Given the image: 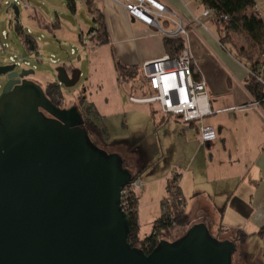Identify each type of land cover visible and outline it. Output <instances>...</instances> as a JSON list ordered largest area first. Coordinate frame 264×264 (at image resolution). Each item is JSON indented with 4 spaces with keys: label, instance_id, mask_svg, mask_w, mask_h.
Here are the masks:
<instances>
[{
    "label": "water",
    "instance_id": "95a60500",
    "mask_svg": "<svg viewBox=\"0 0 264 264\" xmlns=\"http://www.w3.org/2000/svg\"><path fill=\"white\" fill-rule=\"evenodd\" d=\"M10 9L20 23L21 9ZM34 74L0 66V264H232L235 241L203 221L149 254L133 247L121 203L134 172L96 146L80 108L57 106ZM57 74L69 88L82 76L63 66Z\"/></svg>",
    "mask_w": 264,
    "mask_h": 264
},
{
    "label": "crops",
    "instance_id": "0c3cea01",
    "mask_svg": "<svg viewBox=\"0 0 264 264\" xmlns=\"http://www.w3.org/2000/svg\"><path fill=\"white\" fill-rule=\"evenodd\" d=\"M156 1L165 5L186 26L193 57L206 79L208 99L214 112L202 123L210 125L217 137L213 141L200 143L196 131L200 123L187 125L181 121L175 127V139L173 134L164 135L168 149L171 141H175L178 148L169 166H160V170L156 166L152 167V164L142 169L133 163L128 153L119 152L114 148L115 145L109 144L108 139L102 145L121 155L130 171L141 172L139 176L143 186L135 190L141 238L151 234L153 224L163 216V201L168 195L170 179L177 175L190 223L203 221L216 238L235 240L237 249L232 264H264V259L260 257L255 260L256 251H252L254 243L264 244V238L256 234L264 225V102L258 109L247 112L228 110L256 100L246 88L249 66L235 59L219 44L215 26L209 18L201 16L202 7L199 3L192 0ZM254 3V10L264 21V0H254ZM124 4L125 0H76L77 9L73 14L80 24L85 23L81 18L85 13L93 19L94 27V10H98L106 19L110 41L97 44V48L100 47L96 50L102 53L97 56L102 59L106 55L116 67L117 62L125 66H141L168 54L164 45L165 36L156 27L135 20ZM27 11H30L28 19L41 29L35 19L38 11L34 12L31 8ZM38 13L46 22L54 20L53 16ZM194 18H198V23ZM59 19L60 28L67 25L73 32L79 31L71 23ZM84 34L81 31L79 40ZM72 69L73 64L69 71ZM167 128L169 126L164 130ZM104 129L107 132V128ZM145 228L150 233L142 237L141 231ZM179 228L182 227L174 231L177 232ZM239 231L248 236L237 239ZM261 253L263 248L260 249Z\"/></svg>",
    "mask_w": 264,
    "mask_h": 264
},
{
    "label": "rangeland",
    "instance_id": "374dc122",
    "mask_svg": "<svg viewBox=\"0 0 264 264\" xmlns=\"http://www.w3.org/2000/svg\"><path fill=\"white\" fill-rule=\"evenodd\" d=\"M27 1L31 4V10L34 12L38 11L43 16L48 15L54 18L59 16L64 21L77 27L79 31L73 32L67 25H63L57 32L36 28L32 21L28 19L30 11L20 7V26L23 31L28 33V29L32 30L33 34L31 35L36 39L37 36H44L39 41L38 52H30L21 42L15 28V22L10 25L8 21L12 16V13L6 10L8 5L5 4L4 0H0V29L3 30L4 28L10 32V36L6 40L9 43V47L4 51L0 49V66L8 64L10 56L21 57L23 61H30L32 65L36 66L35 74L31 78L38 84L45 86L51 81L58 82L57 69L60 68V65H54L50 62L52 55H55V58L59 61H66L70 65L73 64V69L81 71L82 76L71 88L61 85L67 96L66 100L77 104L83 101L85 105L94 106L97 123L107 128L109 144L115 145L114 148L119 152L128 153L133 163L142 169L147 164H152V167L156 166L158 170L161 169L160 166L164 168L169 166L171 157L176 154L178 146L175 141H171L170 149H168L166 147L167 143L164 141V135L168 133V136L171 134L174 136L175 127L178 123H181V120L173 117L168 122L161 124V126L160 122L163 120V114L160 113L157 104H136L132 102L130 97L132 95L139 97L142 94L141 91L132 90L130 83L126 84L119 81L114 61H110L106 55L102 56V59L97 56V54L102 55L99 50H96L100 46L98 48L97 46L90 48L89 45L83 44L79 40L81 31L85 33L83 38H87V33L94 25L91 17L83 13L81 18H83L85 23L80 24L79 19L68 9L67 0ZM164 27L168 30L175 29L173 24H170L169 27L164 25ZM233 40L237 48L246 47L243 36L237 35ZM72 48L75 49V54H71ZM225 49L235 59L240 61L232 45L225 44ZM199 62L202 64V60ZM17 69L23 70L24 68L23 66H17ZM5 83L4 77H0V85L3 87ZM152 111H155V113ZM159 125L160 127L158 128ZM168 126L169 128L164 130ZM92 138L96 141L98 140L101 146L104 147L96 136H92ZM105 149L111 153L109 147ZM164 151L165 155L163 156ZM186 228L182 227L177 232L173 231L171 240L181 236ZM148 233H150V230L145 228V230L141 231V236L145 237ZM262 246L258 242L252 246V251H256L255 260L259 257L264 259V244ZM261 248H263V253L260 254ZM257 264L260 263L258 262Z\"/></svg>",
    "mask_w": 264,
    "mask_h": 264
},
{
    "label": "trees",
    "instance_id": "16d2710c",
    "mask_svg": "<svg viewBox=\"0 0 264 264\" xmlns=\"http://www.w3.org/2000/svg\"><path fill=\"white\" fill-rule=\"evenodd\" d=\"M201 7L207 8L212 12L209 17L211 23L215 26L216 34L218 36L219 44L225 48V44H230L235 49V52L239 56L240 61L249 66L250 71L253 73L259 71L260 68L264 71V21L260 18L259 14L254 10V0H201ZM67 7L72 12H76V0H67ZM94 21L95 26L92 27L89 36L93 39H97L98 43L104 44L110 41L107 23L104 15L98 10H94ZM226 19L223 21L222 18ZM208 18V17H207ZM35 19L39 23L41 29L51 32H56L61 24L59 17H55L52 22L44 21L41 19L39 13L35 14ZM169 26L167 22L165 24ZM15 28L20 36L21 42L24 47L30 51L37 53L39 50L40 42L36 40L31 34L23 31L20 23H15ZM2 30L0 29V40L2 39ZM241 35L244 38L246 47L241 46L237 48L234 44V37ZM164 45L167 53L170 56H178L183 48H185V39L180 37H167L164 38ZM72 68V64L70 66ZM116 69L118 72V78L120 82L130 83L131 89H137L138 80L142 78L141 67L138 66H125L120 62L116 63ZM248 74V82L246 88L251 95L261 103L264 102V85L259 82L258 79L252 74ZM46 96L49 97L57 106L62 107L68 105H77L80 108L83 117L85 118L84 128H87L90 138L93 140L95 145L101 146L99 141L92 138L96 136L100 142L105 143L107 140V132L102 126L96 121V115L94 106L85 105L83 101L78 104L75 102L68 103L65 101L66 96L61 86L57 81H51L47 85L43 86ZM155 113V111H152ZM168 118H163L160 125L168 122ZM158 126V128L160 127ZM127 167V163H124ZM134 173V178L140 175ZM168 185V195L171 190L178 182L177 175L170 179ZM167 195V196H168ZM182 195L179 191V186L176 187V196ZM135 190L130 192L127 198L128 215L131 217V232L129 234V242L133 247H139L148 254L157 248V245L162 239L171 240V234L177 227H189L190 219L189 215L185 212V202L180 204L179 202L172 206L171 213H164V207L166 203L163 201V216L156 220L153 224L154 228L151 234L147 235L146 238L140 237L139 215H138V198ZM167 198V197H166ZM256 234L260 238H264V225L260 227ZM248 235L245 232L239 231L236 238L245 239ZM173 241V240H171ZM235 241V240H234Z\"/></svg>",
    "mask_w": 264,
    "mask_h": 264
},
{
    "label": "built area",
    "instance_id": "2783aa9c",
    "mask_svg": "<svg viewBox=\"0 0 264 264\" xmlns=\"http://www.w3.org/2000/svg\"><path fill=\"white\" fill-rule=\"evenodd\" d=\"M8 7H11L13 3L17 4L23 9H30L31 4L27 0H4ZM201 4V0H192ZM125 7L130 16L135 20L138 19L144 24L154 26L158 31L167 37H180L185 39V48H183L178 56H170L169 54L163 55L158 59L149 60V62L143 63L141 67L142 78L137 82L136 91H141L139 97L132 95L130 99L136 104H157L159 111L163 114V118L171 119L177 117L183 123L190 125L192 123H200L197 128L198 140L200 143H207L216 139L217 135L214 129L208 125L202 123L207 117L212 115L214 112L211 109L210 101L208 99V90L206 89V79L198 67L193 57L192 46L190 45V36L187 33L186 26L180 19H177L176 15L171 13L168 8L162 3L156 0H125ZM12 16L9 18L10 25L16 23L14 20L15 12L10 9ZM201 16L210 17L212 12L207 8H202ZM177 19V20H176ZM226 18L223 17L224 21ZM50 22L53 19L49 20ZM194 21L198 23V18H194ZM165 22L175 25V29H166L164 27ZM29 34H33L30 29L27 30ZM2 39L0 40V49L5 50L9 47V43L6 40L9 38L7 29L2 31ZM43 35L37 36L38 42L43 39ZM83 44L89 45L90 48L97 46L98 40L92 39L90 36L87 38L80 39ZM74 48L71 49V54H75ZM50 62L54 65H60L70 70V64L66 61H59L52 55ZM8 64L17 66H23L25 70L33 69L36 70V66L32 65L30 61H23L21 57L10 56ZM249 73H252L249 70ZM263 69L255 71L252 74L262 82L264 85V77L262 76ZM0 85V93L2 91ZM260 102L255 100L250 103L241 104L237 107L228 108V110L236 112H247L252 109H258ZM225 110V111H228ZM173 178V177H172ZM143 183L140 180V176L134 178L132 184L126 186L123 190L122 203L124 211L128 213L127 198L130 192L142 187ZM178 182L175 184L171 193L167 196L164 203V213H171L172 206L178 203H184L182 195L176 196V187Z\"/></svg>",
    "mask_w": 264,
    "mask_h": 264
},
{
    "label": "flooded vegetation",
    "instance_id": "af4514ba",
    "mask_svg": "<svg viewBox=\"0 0 264 264\" xmlns=\"http://www.w3.org/2000/svg\"><path fill=\"white\" fill-rule=\"evenodd\" d=\"M9 12H10V11H9ZM71 71H72V70H71ZM71 71H67L68 74H70V76H71ZM72 106H73V105H72ZM62 107H70V105H68V106H64V105H63ZM103 149L106 150L104 147H103Z\"/></svg>",
    "mask_w": 264,
    "mask_h": 264
}]
</instances>
